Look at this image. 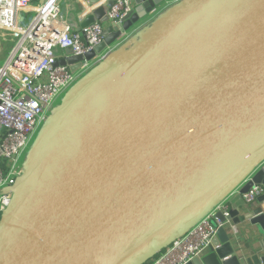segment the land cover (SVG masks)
I'll return each instance as SVG.
<instances>
[{"label":"water","instance_id":"1","mask_svg":"<svg viewBox=\"0 0 264 264\" xmlns=\"http://www.w3.org/2000/svg\"><path fill=\"white\" fill-rule=\"evenodd\" d=\"M74 2L81 29H105L94 51L62 50L56 66L72 73L162 15L49 117L3 215L0 264H136L236 190L264 187V0H133L111 24L114 0ZM247 208L231 216L257 251L222 227L189 264H264V194Z\"/></svg>","mask_w":264,"mask_h":264},{"label":"built area","instance_id":"2","mask_svg":"<svg viewBox=\"0 0 264 264\" xmlns=\"http://www.w3.org/2000/svg\"><path fill=\"white\" fill-rule=\"evenodd\" d=\"M64 1L43 0L34 5L33 0H0V41L4 40V44L12 40L0 66V225L24 174L20 158L38 128L55 110L57 99L121 45L85 62L76 73L69 67L56 66L66 48H71L75 56L94 51L103 42L105 29L99 22L84 29L78 23L72 26L66 22L61 14ZM95 7L98 6L92 11ZM132 9L133 0H114L106 14L109 24L120 22ZM263 194L264 187L254 185L243 197L251 204ZM228 200L229 197L176 237L150 264H189L211 246L219 228L230 227L237 233Z\"/></svg>","mask_w":264,"mask_h":264},{"label":"crops","instance_id":"3","mask_svg":"<svg viewBox=\"0 0 264 264\" xmlns=\"http://www.w3.org/2000/svg\"><path fill=\"white\" fill-rule=\"evenodd\" d=\"M42 2H43V0H33V4L34 5H40ZM77 12H78V8L75 5L74 0H66V1L63 2L62 6H61V14H63V16L65 17L66 22L70 23L72 26H76L77 23H78V19L76 18V13ZM161 15H162V13L160 15H157V16L151 18L149 21H152V23H153ZM150 25H148V26L145 25L141 30H139V28H138L137 33L134 34V36H132L126 43H122V44L123 45H128L131 41H133V39L139 33H141L144 30H146ZM146 26H147V28H146ZM59 54H60V50L58 51V55ZM241 189L242 188H240V189L236 190L235 192H233L229 196L228 202H229V205H230L231 209L232 210H239L240 218H243V215L245 213H247V209H248L247 205L248 204L244 200V197H243L244 194H241ZM227 228H228V232H229L230 236L234 239V242H238L239 245L244 246V248H246L247 251L250 252V253H252L254 251H257L256 249L259 246L258 238H257L256 234L251 231V229L248 227L247 224L242 223L240 225H237V230H238L237 233H234L233 230L230 227H227ZM184 230H182L181 232H184ZM180 233H178V234H180ZM177 235L174 236L171 239H168V240H165L164 242H162L159 245V251H158L157 254H155L154 256H150L148 258H144L141 261L137 262L136 264L150 263L152 260H155L160 254L165 252L167 247L177 237ZM207 252H209V248L204 252V254H206Z\"/></svg>","mask_w":264,"mask_h":264},{"label":"rangeland","instance_id":"4","mask_svg":"<svg viewBox=\"0 0 264 264\" xmlns=\"http://www.w3.org/2000/svg\"><path fill=\"white\" fill-rule=\"evenodd\" d=\"M150 24H152V21H149V22H146L143 26H141V28H139L140 30L145 26V25H150ZM147 26H146V28H147ZM151 26V25H150ZM150 26L146 29V30H144L143 32H141V33H139L134 39H133V41H131L128 45H123V44H121L119 47H124L125 49H129V48H131V47H133L134 46V44L138 41V39H140V37L144 34V33H146V31L150 28ZM7 40V39H6ZM4 42V40L3 41H0V66H2V64L4 63V61H5V58H6V56H7V54H8V52L10 51V48H11V45H12V40H11V42H5L4 44H2ZM90 72V71H89ZM89 72H87V73H85L83 76H82V78L78 81V83L80 82V81H82L87 75H88V73ZM77 83V84H78ZM76 84V85H77ZM72 90V88H70L69 90H67L66 92H64V93H62L61 95H60V97L57 99V101L55 102V104H54V107H55V109L57 108V107H59L61 104H62V102L64 101V99H65V97H66V95L70 92ZM46 127H47V123L45 122V123H43L39 128H38V130L36 131V133H35V135L33 136V138L31 139V141H30V143H29V145H28V147H27V149L24 151V153L22 154V156H21V158H20V164H24V165H26V163H27V161L29 160V158L31 157V155H32V153H33V151H34V149L36 148V146H37V144H38V142H39V140H40V138L42 137V135H43V133H44V131H45V129H46Z\"/></svg>","mask_w":264,"mask_h":264},{"label":"bare ground","instance_id":"5","mask_svg":"<svg viewBox=\"0 0 264 264\" xmlns=\"http://www.w3.org/2000/svg\"><path fill=\"white\" fill-rule=\"evenodd\" d=\"M91 11H92V8L86 6V9L84 10V13H85V15H86V14H88V13H91Z\"/></svg>","mask_w":264,"mask_h":264},{"label":"trees","instance_id":"6","mask_svg":"<svg viewBox=\"0 0 264 264\" xmlns=\"http://www.w3.org/2000/svg\"><path fill=\"white\" fill-rule=\"evenodd\" d=\"M157 256V255H156ZM151 263V262H150ZM150 263H144V264H150Z\"/></svg>","mask_w":264,"mask_h":264}]
</instances>
